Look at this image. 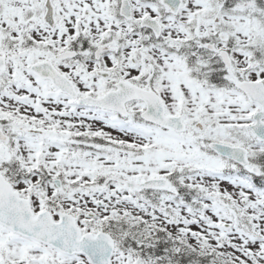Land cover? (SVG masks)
I'll return each instance as SVG.
<instances>
[{
    "label": "snow or ice",
    "instance_id": "snow-or-ice-1",
    "mask_svg": "<svg viewBox=\"0 0 264 264\" xmlns=\"http://www.w3.org/2000/svg\"><path fill=\"white\" fill-rule=\"evenodd\" d=\"M0 264H264V0H0Z\"/></svg>",
    "mask_w": 264,
    "mask_h": 264
}]
</instances>
